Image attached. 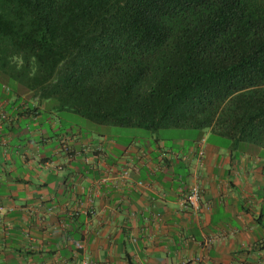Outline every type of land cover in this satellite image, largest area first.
Returning <instances> with one entry per match:
<instances>
[{
  "label": "crops",
  "instance_id": "1",
  "mask_svg": "<svg viewBox=\"0 0 264 264\" xmlns=\"http://www.w3.org/2000/svg\"><path fill=\"white\" fill-rule=\"evenodd\" d=\"M27 98L0 85V264H264V147L94 137Z\"/></svg>",
  "mask_w": 264,
  "mask_h": 264
},
{
  "label": "trees",
  "instance_id": "2",
  "mask_svg": "<svg viewBox=\"0 0 264 264\" xmlns=\"http://www.w3.org/2000/svg\"><path fill=\"white\" fill-rule=\"evenodd\" d=\"M1 84L99 125L264 147V0H0Z\"/></svg>",
  "mask_w": 264,
  "mask_h": 264
},
{
  "label": "rangeland",
  "instance_id": "3",
  "mask_svg": "<svg viewBox=\"0 0 264 264\" xmlns=\"http://www.w3.org/2000/svg\"><path fill=\"white\" fill-rule=\"evenodd\" d=\"M7 89L11 90L12 84H5ZM30 95V94H29ZM29 99V97L27 98ZM45 107L48 106L47 103L44 104ZM45 109V108H44ZM60 117L65 116V112L60 111L58 112ZM68 120L70 121L71 126L83 127L85 132H88L90 130V133L94 137H99V135L105 134L107 136H113V137H119L120 139H130L134 136H141V135H147L148 131L145 128L142 127H119V126H112V125H99L95 124L88 119H85L81 116H79L76 113H71L67 116ZM162 132H166V134L169 136H175L177 133V130L170 129V130H161Z\"/></svg>",
  "mask_w": 264,
  "mask_h": 264
},
{
  "label": "built area",
  "instance_id": "4",
  "mask_svg": "<svg viewBox=\"0 0 264 264\" xmlns=\"http://www.w3.org/2000/svg\"><path fill=\"white\" fill-rule=\"evenodd\" d=\"M139 186L145 185L143 181L137 182ZM201 201V186L200 183L195 181L191 184L188 191L183 195L181 199V205L184 207H190L192 209H198ZM82 264H91L89 260H84Z\"/></svg>",
  "mask_w": 264,
  "mask_h": 264
},
{
  "label": "clouds",
  "instance_id": "5",
  "mask_svg": "<svg viewBox=\"0 0 264 264\" xmlns=\"http://www.w3.org/2000/svg\"><path fill=\"white\" fill-rule=\"evenodd\" d=\"M22 63H23V61L21 60V61H20V64H22ZM18 66H19V65H18ZM34 71H35V69H33V72H34Z\"/></svg>",
  "mask_w": 264,
  "mask_h": 264
}]
</instances>
